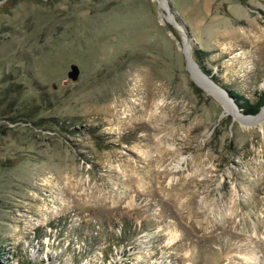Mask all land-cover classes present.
<instances>
[{
	"label": "rangeland",
	"instance_id": "374dc122",
	"mask_svg": "<svg viewBox=\"0 0 264 264\" xmlns=\"http://www.w3.org/2000/svg\"><path fill=\"white\" fill-rule=\"evenodd\" d=\"M195 74L264 89V0H0L3 264H264V116Z\"/></svg>",
	"mask_w": 264,
	"mask_h": 264
},
{
	"label": "trees",
	"instance_id": "16d2710c",
	"mask_svg": "<svg viewBox=\"0 0 264 264\" xmlns=\"http://www.w3.org/2000/svg\"><path fill=\"white\" fill-rule=\"evenodd\" d=\"M8 1V0H7ZM202 64V62H201ZM203 66V64H202ZM204 67V66H203ZM205 68V67H204ZM203 68V69H204ZM212 79L222 86V88L227 92V94L233 99L234 104L236 107L242 112L243 114H255L259 111V109L264 105V89L261 90H255L254 95L255 98L251 99L250 97L246 96L243 92L230 87L228 85L220 83V79L216 75L212 76ZM5 105L4 107H0V116H3L5 118ZM8 113V112H6ZM33 114L31 112V109L27 108L23 110V113H20V116H25V118H16L15 116H12L9 114L8 119L13 122L15 120H22L24 122H29L33 119ZM56 120V118L54 119ZM1 254H2V248L0 244V264H3V260H1Z\"/></svg>",
	"mask_w": 264,
	"mask_h": 264
},
{
	"label": "bare ground",
	"instance_id": "6f19581e",
	"mask_svg": "<svg viewBox=\"0 0 264 264\" xmlns=\"http://www.w3.org/2000/svg\"><path fill=\"white\" fill-rule=\"evenodd\" d=\"M196 81L198 84L211 92H213L216 96H218L222 102L226 105L227 109L241 122L243 123H250L255 121L256 119L264 116V109H261V111L256 115H243L239 113L238 110L234 107V105L230 102L228 98H226L224 92L212 84L210 81L206 80L204 77L199 76L198 74H195Z\"/></svg>",
	"mask_w": 264,
	"mask_h": 264
},
{
	"label": "water",
	"instance_id": "95a60500",
	"mask_svg": "<svg viewBox=\"0 0 264 264\" xmlns=\"http://www.w3.org/2000/svg\"><path fill=\"white\" fill-rule=\"evenodd\" d=\"M223 89V88H222ZM223 91L225 92V93H227L224 89H223ZM236 106V105H235ZM237 108V107H236ZM238 109V108H237Z\"/></svg>",
	"mask_w": 264,
	"mask_h": 264
}]
</instances>
